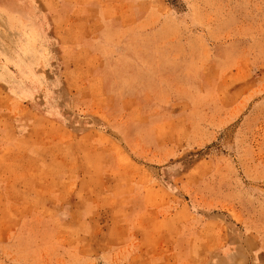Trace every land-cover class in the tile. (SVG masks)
Listing matches in <instances>:
<instances>
[{"label": "rangeland", "instance_id": "obj_1", "mask_svg": "<svg viewBox=\"0 0 264 264\" xmlns=\"http://www.w3.org/2000/svg\"><path fill=\"white\" fill-rule=\"evenodd\" d=\"M0 264H264V0H0Z\"/></svg>", "mask_w": 264, "mask_h": 264}, {"label": "crops", "instance_id": "obj_2", "mask_svg": "<svg viewBox=\"0 0 264 264\" xmlns=\"http://www.w3.org/2000/svg\"><path fill=\"white\" fill-rule=\"evenodd\" d=\"M36 28V29H35ZM37 27H34V29H28V30H30L35 36H39V41H40V43L37 45L36 44V47H35V54L37 53V55H40L41 56V53H40V51H38L39 50V48H42V37H41V35H40V33L37 31ZM111 31V29H105L104 30V34H103V40H102V42L103 43H105L106 42V34H109V32ZM35 81L36 80H33V79H31L30 81H29V86H36V84H35Z\"/></svg>", "mask_w": 264, "mask_h": 264}]
</instances>
